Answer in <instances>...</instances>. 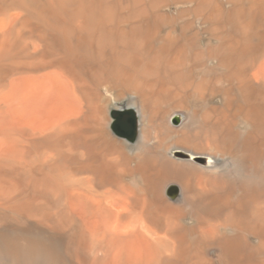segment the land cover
Masks as SVG:
<instances>
[{
    "label": "bare ground",
    "instance_id": "1",
    "mask_svg": "<svg viewBox=\"0 0 264 264\" xmlns=\"http://www.w3.org/2000/svg\"><path fill=\"white\" fill-rule=\"evenodd\" d=\"M0 264H264V0H0Z\"/></svg>",
    "mask_w": 264,
    "mask_h": 264
},
{
    "label": "clouds",
    "instance_id": "2",
    "mask_svg": "<svg viewBox=\"0 0 264 264\" xmlns=\"http://www.w3.org/2000/svg\"><path fill=\"white\" fill-rule=\"evenodd\" d=\"M246 129H247L246 124L242 123V124L238 125V131H240L242 134L244 131H246Z\"/></svg>",
    "mask_w": 264,
    "mask_h": 264
}]
</instances>
